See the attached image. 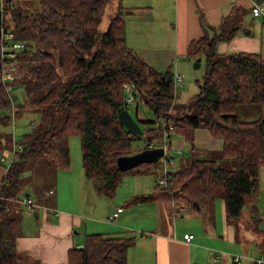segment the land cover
Listing matches in <instances>:
<instances>
[{
  "label": "trees",
  "instance_id": "1",
  "mask_svg": "<svg viewBox=\"0 0 264 264\" xmlns=\"http://www.w3.org/2000/svg\"><path fill=\"white\" fill-rule=\"evenodd\" d=\"M17 1L6 0L2 14L4 26L25 41L27 49L17 59L20 78L11 90L2 81L0 60V167L4 164L1 157L16 156L0 183V264H19L18 223L9 217L8 204H22L25 194L21 197L24 187L20 179L27 162L45 155L50 166L69 169L73 136L82 139L84 175L112 200L126 174L154 173L150 167L153 163H141L128 171L119 169L120 156L137 153L134 141L144 140L138 152L164 149L160 158L164 166L156 173L154 189L131 195L123 208L170 202L176 216L182 217L181 204L200 205L205 201L214 206L221 200L229 224L238 223L248 208L249 224L253 221L254 228L260 230L263 219L255 200L264 166V58L250 52L224 55L215 50L218 41H230L240 29V12L223 18L211 35L209 29L188 44L186 58L204 60L205 74L198 81L199 92L181 102L177 91L183 84L176 87L174 66L159 71L127 45L122 12H111L108 27L102 29L109 0H38L36 12L17 6ZM262 21L264 24V16ZM125 85L132 87L135 97L130 104L125 101L129 95ZM17 86L23 91L19 102L17 94L12 93ZM141 104L153 114L147 126L137 115ZM129 105L135 106L136 117L131 115L142 134L131 132L120 120V112L129 110ZM241 105L256 106V116L241 120ZM36 113L39 122L30 123V131L15 142V134L8 127ZM199 129L223 141L221 156L232 167L202 157L204 150L195 143ZM174 136L190 144L192 156L171 166L175 159L170 158L169 151ZM46 199L40 197L42 202ZM122 207L112 213L119 208L122 212ZM136 238L88 233L82 246L69 250L66 264H127L128 251Z\"/></svg>",
  "mask_w": 264,
  "mask_h": 264
},
{
  "label": "crops",
  "instance_id": "2",
  "mask_svg": "<svg viewBox=\"0 0 264 264\" xmlns=\"http://www.w3.org/2000/svg\"><path fill=\"white\" fill-rule=\"evenodd\" d=\"M110 4V8H115V12L117 7L118 11L119 8L123 11L128 32L133 29L137 39L133 45L136 50L134 51L159 71L166 70L170 65L178 71V67H181L180 60L183 58L190 62L186 58L188 44L204 36L209 29L208 33L211 35L212 29H217L223 18L236 11L240 12L238 16L240 29L230 41H218L215 46L216 52L226 55L243 51L260 54L264 58L263 16H255L252 13V0H112ZM262 109L264 110V106ZM198 134L207 143V148L200 147ZM195 143L204 151L220 152L223 147V141L213 138L205 129L196 131ZM179 147L186 151L190 145L179 142ZM4 174V169L0 167V183ZM263 176L264 166L261 167L260 188L255 200L258 215L263 219L259 224L260 230L254 228L253 221L249 224L251 217L248 213L246 218L242 217L236 224H229L224 215V224L220 230L216 226L203 225L198 231L192 224H198L199 216L192 209H186L185 204H181L182 218L183 215H187L194 232L181 229L179 222L176 225L177 216L172 207L170 212L159 207L161 203L123 208L121 205L116 206L120 204L117 197L108 213L106 211L110 214L117 207L123 208L115 221L116 224H106L93 218L88 225L83 221V215L86 213L74 212V209L62 206V203L55 199L56 196L52 198V204L46 205L45 200L43 203L40 200L41 196L37 198V192L35 193V182L30 188L34 193L27 192L25 196L28 194L38 207L32 212L26 208L34 217L26 216L27 219L23 220L20 231L18 228L16 245L18 249L27 253L26 264H66L69 250L82 246L84 242L83 239L78 243L75 236L84 234L85 237L88 233H96L95 229H98V226L95 223L99 222L105 225V228L98 233L120 236L128 232H141L140 235L136 234V242L128 251L127 264H234L235 254L209 250V246L243 254L246 259H243L242 264H253L249 260L250 256L264 255V250L260 251L264 247V210L262 213L258 207L260 200H264ZM27 190V187H24L23 193ZM49 193L53 195L55 191L49 190L45 197L49 198ZM122 193L124 194L122 199H127L139 192L132 189ZM32 195H35V198ZM216 202L212 206L213 213ZM221 203L224 209L225 205ZM105 206L108 208V204ZM47 207L55 209V214H50ZM162 216L165 217V221ZM187 233L196 235L194 234L193 240L187 241L184 238ZM246 233L254 234L253 238H248ZM248 239L251 243L246 247ZM237 241L244 246H240L239 250H233L231 247ZM251 244L258 247L259 252L251 254L253 252Z\"/></svg>",
  "mask_w": 264,
  "mask_h": 264
},
{
  "label": "rangeland",
  "instance_id": "3",
  "mask_svg": "<svg viewBox=\"0 0 264 264\" xmlns=\"http://www.w3.org/2000/svg\"><path fill=\"white\" fill-rule=\"evenodd\" d=\"M120 1V0H117ZM112 0H109V5ZM19 7H25L27 11H38L39 10V2L38 0H18L16 3ZM121 11V9L119 8ZM106 15L103 17L102 21V29L106 30L109 24L110 19V13H115V8H110L108 6V9L106 10ZM118 11V7H117ZM123 12V11H121ZM137 39L135 37L133 29L128 32V26L126 25V43L129 45L130 48L134 49V44H136ZM136 51V50H135ZM181 67H178V71L174 69V72L176 74V71L179 75L182 77V84L183 87L179 88L177 91V95H179V101L185 102L190 97L194 96L199 92V84L198 81L201 80L205 74V61L203 60L200 62V67H195L196 61L188 60L190 62H187L186 59H181ZM12 93L17 94V102L23 100V91L22 88L17 86L14 88ZM129 112L136 117L135 112V106L129 105ZM257 111L256 106H249V105H241L238 110V116L241 120H252L253 117H255V113ZM138 118L141 121L146 122L145 125L147 126V122L150 121L153 118L152 112L147 108L145 105L141 104L138 112ZM40 120V117L38 113L36 114H29L26 115L25 118H22L20 120H17L13 125H10L8 127V131L10 133L15 134V142L19 143L20 138L22 136L30 131V123L37 124ZM199 138V145L202 148H207L205 143V140L198 134ZM172 151H169V156L172 158L174 157L175 160H172L171 166L179 164L182 160H190L192 156V152L190 151V147L187 148L186 151H184L183 155L178 154L180 150H182L179 147V142H185L187 143L183 138H180L178 136H174L172 138ZM81 137L80 136H73L70 138V152H71V167L69 169H57L49 164V160L47 159V156L45 155H39L35 158H32L29 162H27L25 171L20 179L21 184L23 187H27V191L21 194V197L24 196L25 193H34L33 190L30 188L34 185L35 186V193L38 196H45L47 192L50 189H53L55 191V194L50 195L48 199L45 200V204L49 205L52 204L51 200L52 198H56L60 204L62 203V206H67L68 208L74 209V212L80 211L84 212L86 214L83 215V221L84 223L90 225L91 219L97 218V220L106 223V224H114L113 222H107L106 217L108 216L109 208L114 204L116 197L118 198V201L120 204L123 205V202L125 201L124 194L122 192L128 191V190H137L139 193H146L147 191L151 192L156 184V173L162 170V166H164V162L160 160L157 163L151 164V171L154 172L150 175H133V174H126L123 176L122 184L117 189L116 195L114 199H108L104 197V192H100L93 186V181L89 180V178H86L83 172V166H82V149H81ZM189 144V143H187ZM190 145V144H189ZM134 151L138 152L139 149H141L144 146V140H136L133 142ZM207 159H213L216 160L222 164L228 165L230 167L233 166V164L230 163L229 160L222 158L221 153L217 151H204L203 156ZM29 167L32 169L30 170ZM171 168V167H170ZM264 177V176H263ZM262 182V181H261ZM20 184V183H19ZM138 185V186H136ZM101 186H99V189ZM33 198H35V195H32ZM263 198V194L261 196ZM223 201L218 200L214 207V213L213 207L210 206L205 201H202L200 205L195 204H189L184 203L186 209H192V211L196 212V215L199 216L198 218V224H192V226L196 227L198 231L202 229L203 225H206L207 227L216 226L218 230L221 229L222 225L224 224V215H225V208L223 209L222 203ZM221 203V204H220ZM224 203V202H223ZM106 204H108V208H105ZM9 217L12 219H15L18 223V228L20 231L21 225L23 224V220L25 221L28 217H34V214H29L30 209L26 211V207H24L22 204H20L18 201H10L9 204ZM148 207V206H145ZM159 207H162L164 209H167L168 212H170L172 204L170 202L161 203L159 204ZM259 209L263 213L264 210V200L261 199L258 205ZM55 211V209H54ZM57 211V210H56ZM107 211V213H106ZM32 212V211H31ZM49 212V211H48ZM250 212L248 208H245L243 210L242 217L246 218L247 214ZM50 213V212H49ZM112 213V211L110 212ZM186 213V212H185ZM55 214V213H54ZM184 217H177L176 225L178 223L179 227L181 229H188L190 232H194L195 230L191 229V224L189 225V221L187 219V215H183ZM162 219L165 221V217L162 216ZM244 221V219L242 220ZM173 223V221H172ZM98 226V229H95V232H100L99 230H103L105 228V225H102L99 222L95 223ZM116 224V223H115ZM188 225V227H186ZM81 228V227H80ZM94 230V229H93ZM141 234L139 231L136 232H128L126 235H133ZM196 235V233H193V235ZM248 238L254 236V234L246 233ZM77 242H82L84 239V234L81 236L76 235ZM220 241V240H218ZM247 246L249 247L251 240H247ZM240 246H244L243 243L237 241L235 245H233L231 248L233 250H239ZM253 252L251 254L259 252L258 247H256L254 244H251ZM17 253H18V259L19 264H26V260L28 259L27 253H24L20 249H18L17 245ZM209 250H216L219 252H225L226 254H235L234 251L230 250H224L219 249L217 247H208ZM264 250V247L260 249L262 252ZM228 252V253H227ZM243 256V259H246V256L241 254ZM257 256H250V258H256ZM250 260V259H249ZM131 264V263H130ZM235 264V263H234Z\"/></svg>",
  "mask_w": 264,
  "mask_h": 264
},
{
  "label": "built area",
  "instance_id": "4",
  "mask_svg": "<svg viewBox=\"0 0 264 264\" xmlns=\"http://www.w3.org/2000/svg\"><path fill=\"white\" fill-rule=\"evenodd\" d=\"M6 9V0H0V12H1V26H0V60H1V70H2V81L7 86L9 90H11L12 84L19 80L20 73H19V64H18V57L21 55L22 52H24L27 49V43L23 40H20L16 37L13 30L10 28H6L4 26V19L2 14L4 13ZM252 13L255 16H264V2H261L260 0H252ZM175 84L176 87L182 86V77L179 74H176L175 76ZM125 90L129 92V95L125 99L127 104L132 103L135 100L134 94L131 90V86L125 85ZM14 158H16L15 154H11L10 158H6L5 156L1 157V161L4 163L2 164V168L4 169L5 173L9 167V165L13 162ZM164 181L160 180V183H163ZM22 204L27 206L28 209L31 211H35V209L38 207V204H36L30 197L25 196L22 199ZM50 214L55 213L54 209L48 208L47 209ZM121 212V209L119 208L116 212L109 214L106 216L107 222H113L118 214ZM185 240L191 241L194 238L193 234H185L184 235ZM250 260L253 262V264H264V255L256 257V258H250ZM233 262L235 264H242L243 262V256L241 255H234Z\"/></svg>",
  "mask_w": 264,
  "mask_h": 264
},
{
  "label": "water",
  "instance_id": "5",
  "mask_svg": "<svg viewBox=\"0 0 264 264\" xmlns=\"http://www.w3.org/2000/svg\"><path fill=\"white\" fill-rule=\"evenodd\" d=\"M200 62L201 59L198 58L195 63V67H200ZM119 117L121 122L131 132L136 134L143 133L138 121L131 115L128 109L124 108L120 112ZM163 155H164L163 148H150L128 156H120L117 159V164L121 171H128L141 163H157ZM26 196H28V194Z\"/></svg>",
  "mask_w": 264,
  "mask_h": 264
}]
</instances>
